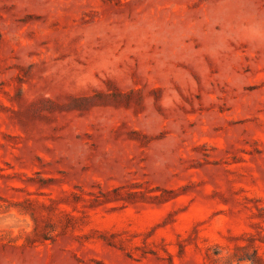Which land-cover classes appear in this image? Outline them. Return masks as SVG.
I'll return each mask as SVG.
<instances>
[{
    "label": "rangeland",
    "instance_id": "1",
    "mask_svg": "<svg viewBox=\"0 0 264 264\" xmlns=\"http://www.w3.org/2000/svg\"><path fill=\"white\" fill-rule=\"evenodd\" d=\"M0 264H264V0H0Z\"/></svg>",
    "mask_w": 264,
    "mask_h": 264
}]
</instances>
